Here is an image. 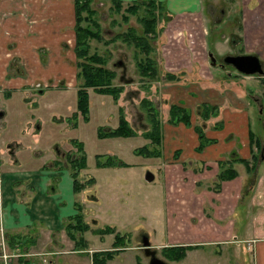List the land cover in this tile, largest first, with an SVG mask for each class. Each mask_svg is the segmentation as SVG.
I'll return each instance as SVG.
<instances>
[{
  "label": "rangeland",
  "instance_id": "obj_1",
  "mask_svg": "<svg viewBox=\"0 0 264 264\" xmlns=\"http://www.w3.org/2000/svg\"><path fill=\"white\" fill-rule=\"evenodd\" d=\"M8 1H10L9 3L13 2L12 0ZM163 1L166 2V0ZM201 1V11L197 14H172L168 10L169 12H165L158 19V33L152 39L153 50L150 52L157 63V78L147 79L138 74L133 62V46L127 45L120 38L108 43L90 38L89 49L96 50L108 57L106 63L116 70L113 83L121 85L122 90L117 97H112L107 92H100L88 86L89 111L84 117L76 108L78 81L74 77L76 56L73 52V44H63V47L59 49L62 56L57 52L58 59L53 51L51 61L48 59L49 56H47V61H39L45 55L39 54L37 51L36 58L30 63L21 60L13 62V59L11 60L13 64L10 65L11 61L7 62V67L10 65L7 71L4 70V67L1 66L2 62H0V109L3 106H6L7 109L2 120L0 119V146L3 148L0 151V175L1 170L5 168V158L11 157L13 162L11 166L21 168L33 160L30 156V149H39L47 156L48 152L44 144L48 145L53 140L62 144L68 143V156H66L65 162L70 166L71 171L75 170V166L73 168V164L70 163V157L78 158L81 153L85 155V165L79 167L75 173L77 180L84 182L80 190L76 191L75 212L77 210L82 212L83 220H86L88 225V228L83 231V236L87 240L86 246L82 248L79 247V244L76 245L71 238H68L65 223L71 219L66 218L62 224L63 228H60L59 232L56 233L54 230L51 234L47 228L44 236L32 238L34 239L31 241L32 244L30 243L33 245L32 247L29 246L27 240L23 242L22 239H20V247H18L19 245L14 243L18 239L11 242V238L10 240L8 238L7 242L3 236L7 252L24 253L19 254L21 259L12 255L8 264H23L24 261L37 264L40 255L32 253L37 250L46 254L44 264H91L89 259H91L90 251L92 249L111 246L112 232H97L98 227L106 226V224L113 225L117 231L124 232L128 236L127 245H124V249H122L123 246L120 247L113 257L107 259V264H135L136 255L143 264H148L147 256L139 247L142 245L140 233L143 232L148 235L151 245L155 246L157 254L164 258L167 264H258L257 256L254 254L256 253V242L251 239V236L257 231V227L254 228L255 224H262V210L258 205L254 207L249 205L250 203H247L245 197L241 203L236 205L235 211L232 212L228 208L221 216V207H217V196L212 195L204 201L199 199L198 205L187 199L180 202L178 208L181 214L179 217L173 211L171 202L176 201L179 193L189 192V190L179 187L170 194L169 185L165 184L163 174L159 172L161 160L171 161L172 157L177 158L181 147L174 148V146L183 144L184 150L190 149L184 145L183 140L186 137L189 140V135L196 133L195 123H199L209 133L216 128L215 125H218L220 120L223 122L222 126H226L230 122L228 118H230L233 108H236V111L244 116L243 119L247 123L246 129L236 131L239 140L237 144L242 141L250 142L248 130L251 127L258 136L261 135V142L264 141V78L257 72L244 73L235 70V67L230 63L223 66L216 63L215 65L211 64L209 59L210 50L216 55L215 58L219 59L224 52L243 51L244 48L240 45L242 37L239 27L243 17V6L246 5L247 0ZM91 2L100 21L102 37L114 35L117 31L125 29L128 24L140 28L135 14H131L127 21L122 20L120 13L112 8L111 1L91 0ZM165 5L167 6V4ZM13 14L15 13L9 15L12 20ZM71 30L69 28L63 30L67 34L64 33L61 40L67 42L66 38L69 39L68 37L72 35ZM17 32V30L13 31V33ZM67 35L68 37H66ZM193 37L194 40L191 42L189 38ZM199 39L203 44L198 42ZM239 40L240 42H238ZM15 42L19 45V38H16ZM1 46V50L9 48L6 42H2ZM260 48L258 56L264 65V45ZM15 49L17 51L19 46ZM119 59L121 63H115ZM34 62L37 64L33 66ZM22 66L25 68V72L22 71ZM50 66L53 68L49 69ZM63 67L64 69L60 71ZM9 68L10 74L7 73ZM15 68L22 72H16ZM30 68H32L31 71ZM43 72L49 74L51 78L41 77L40 74ZM166 72L173 73L175 76L168 75ZM46 80H51V83L45 84ZM53 81L56 85L52 84ZM223 83L225 87L222 85ZM232 90L236 92L233 93L234 98L231 99ZM250 90L256 91L258 95L253 97L247 94ZM142 96L150 98L158 110L157 116L160 119L163 137L161 142L156 145L142 134L149 126L140 102ZM171 101H180L187 106L190 111L189 121H191L189 127L181 121H177V123L168 121L167 108ZM202 101L216 104L217 111L213 116L201 117L199 108ZM120 107L136 132L130 136L99 135L98 130H106L115 125ZM5 118H7L8 124L5 122ZM63 119H66L72 126L70 133L73 132V135L70 137V142L59 137L63 131L55 129L52 125L53 121H62ZM29 121L43 122L38 129L35 128L38 131V137H35L36 140L32 139L31 147H28L29 143H15L14 139H10L16 144V153L17 157L21 159L19 160L21 166L13 160L14 156L8 154L5 142L9 139H4L12 138L10 130L14 131L16 135L19 132V125L23 122L27 124ZM32 125L33 123L30 125V129H33ZM223 130L221 129V131ZM221 131L216 130L213 133L220 134ZM168 139H172V143L175 141L177 145L170 146L171 143L168 145ZM143 144H146L147 148L156 147L159 157L158 154L152 155L146 151L135 150L136 146L140 147ZM18 146L22 149H18ZM261 154L262 152L258 154V157L261 158ZM165 155L167 156L163 159ZM109 157L111 163L96 162V160L103 162ZM258 160L260 159L257 158ZM236 166L240 173L243 172L241 167H244V164L237 163ZM60 167L63 169L62 164ZM148 169L153 172L151 179L145 178L144 172ZM248 171H252V169ZM197 178L200 181L196 182L198 185L214 184L210 178L202 179L200 176ZM189 188L193 193L199 192L191 189L190 184ZM233 204H235V200H233ZM188 208L197 215L185 216V211ZM206 213L211 220L203 219ZM192 219L197 221L194 222ZM188 227L199 228L201 237L212 236L220 240L227 238V240L219 242L218 245L215 244L216 242L204 243L201 241L197 246L187 248L186 254L180 259L164 257L160 245L174 241L169 237L172 234L171 231L174 229L179 232L184 229L186 231ZM73 231L75 238L81 234L78 229ZM185 239L188 237L180 240ZM24 244L30 249L24 247ZM251 245H254V250L249 248ZM75 248L83 250H75ZM0 259L4 262L1 252ZM261 260L264 262V257ZM3 262L1 264H4Z\"/></svg>",
  "mask_w": 264,
  "mask_h": 264
},
{
  "label": "crops",
  "instance_id": "obj_2",
  "mask_svg": "<svg viewBox=\"0 0 264 264\" xmlns=\"http://www.w3.org/2000/svg\"><path fill=\"white\" fill-rule=\"evenodd\" d=\"M12 1L13 2L9 3L10 1L8 0H0V62H2L1 66L4 67L5 71H7V68L10 67L14 61L21 60L30 63L36 58L35 53H37V51L39 54L42 53V55H45L44 58L40 55L42 59L39 61L45 62L48 59L51 61L53 51L56 53L55 56L58 59L59 55L57 52L62 56V53L59 50L60 47L62 48L63 44L72 45L74 43V31L71 30V25L74 22V15H72V0ZM165 4L168 6L166 11H171L172 14H197L201 11L200 8L202 7L201 0H166ZM173 7L174 10H172ZM12 13H15L12 16L14 17L13 20L11 19V16H9ZM241 20L239 27L241 31L239 33L242 37V43H240V45L243 46V51L257 52L259 54L261 50L260 47L264 45V0H247L246 5L243 6V17ZM68 28L71 30L72 35L69 37L68 35L66 36L69 39L65 37L67 43L61 39L64 33L67 34V32H63V30ZM194 29H196V27H194ZM14 30H17L18 32L13 33ZM16 38H19V45L15 42ZM189 40L193 42L194 37L189 38ZM2 42H6L9 48L1 50ZM198 42L203 44L200 39ZM17 46H19V49L16 51L15 47ZM52 48H54V50H52ZM47 56H49L48 59ZM12 59L13 62L11 61ZM61 60L63 61V58H61ZM7 62H10L8 67L6 65ZM35 64H37V62H34L33 66ZM37 66L40 67L39 65ZM52 68L53 67L50 66L49 69ZM22 69V71L25 72L23 66ZM31 69L32 68H30V71ZM63 69L64 67L60 69V71ZM5 71L4 76L6 74ZM15 71L22 72L16 70V68ZM7 73L10 74V68ZM228 73H230V71H228ZM262 75L264 78V73ZM40 76L51 78V76L45 72L40 74ZM52 83H54V81ZM222 85L224 86V83ZM234 92L236 91L232 90V93H230L231 99L234 98ZM247 94H250L253 97L258 95L254 90H250ZM1 109L3 111L1 115L3 117L4 113L7 111L6 106H3ZM243 117L244 116L236 111V108H233L230 118H228L230 122L226 124V126L224 125L212 129L209 133L207 132V129L204 130L203 132L206 133L207 136L213 137L214 141H207L203 144L204 146L200 150L195 149V144L198 143L197 133L190 134L189 140L188 137L183 140L184 145L190 149L184 150L185 148L182 146L183 144L180 146H174V148L181 147L177 158L172 157L171 161L161 160L159 172H162L165 184L169 185L170 194L175 192L179 187L189 190V192L179 193V196L177 195L176 197V201L171 202L173 211L179 217L181 214L178 208L180 202H184L187 199L198 205L199 199L204 201V199L212 197V195L217 196V207H221V216L223 215V212L228 210V208L232 212L233 210L235 211L236 205L241 203L245 197L247 198V203H250L249 205H252L253 207L258 205L262 210H260L262 214V224H255L254 228L257 227V231L254 232V228L252 229L254 234L251 236V239H254V242H256V253L254 254L257 256L258 264H264L261 260V258L264 257V151L263 154H261L263 156L260 160L252 166V171H248L244 165V167H241L243 168V172L240 173L239 169L236 168V164L244 163L237 159L234 160L232 163L237 170V174L231 178L220 180V185L216 189L211 186L213 183L205 186L196 184V182L199 181L197 178L199 176L202 179L210 178L212 182L215 181L218 159H226L230 157H234L233 159H235V157L239 156L249 157L250 145L247 141H242L239 142L240 144H237L239 141L237 139L238 130L241 131L246 129L247 123L244 121ZM256 119L258 118L256 117ZM7 121V118H5L6 123ZM32 123L33 129H30ZM41 123L43 122L29 121L27 124L23 122L19 125V132L16 135L14 131L10 130L14 136H12V139L20 143H29L28 147H31L33 145L31 142L32 139L36 140L35 137H38V131L36 129L40 127ZM52 125L55 129L63 131L59 137H62L65 141L67 139L70 142V137L73 135V132L70 133V131H72V126L66 119H63L62 121L55 120ZM221 129L224 130L221 131ZM28 130H30V132H28ZM216 130H220L222 133H213V131ZM259 137L261 138V135H259ZM260 140H262V138ZM172 141V139H168V145L169 143H171L170 146L177 145L175 141L173 143ZM261 143L264 144V141ZM67 144L68 143H59L57 140H53L48 145L44 144L47 148V156L42 154L39 149H30V156L33 160L27 163V166L21 168L11 166L13 165L11 157L8 159L5 158V168L1 170L0 175V231L2 233L0 234V237L3 238L4 236L6 240L8 238L10 240V237L13 238V240L18 239V241H15L14 243L18 244V247H20V239L23 237L30 236L31 239H35L36 237L44 236L47 228L51 234H53L54 230L56 233L59 232V229L63 228L62 224L65 221L66 216L76 210V190L72 187V171L70 166L65 162L68 152L67 148L69 147ZM18 149L22 148L18 146ZM167 153H169V150H167ZM166 156L167 155L163 156V159H165ZM54 159L57 160L55 164H53ZM19 160L21 159H14L17 165H21ZM60 161L63 165V169L60 167ZM189 184L191 185V189H195L199 192L193 193L190 191ZM208 191H211V193H208ZM174 197L175 196L173 195V199ZM233 200H235V204H233ZM190 214L197 215L194 211L191 212L188 208L185 211V216H189ZM207 214L208 213L205 214L203 219H209ZM200 216L202 217L201 213ZM217 216L219 217L218 214ZM193 221L196 222L197 220L194 219ZM198 230L199 228L191 229L188 227L186 231L184 229V231L180 230L179 232L174 229L169 236L174 240L171 243L181 244V242H196L197 246L202 241L204 243L216 242L215 244L218 245L219 242L227 240V238L220 240L219 238L216 239L212 236L201 237V233ZM17 231H19V233L21 232V238H19V235L15 236L12 234ZM184 237H188V239L180 240ZM23 246L28 247L25 244ZM29 246L32 247L33 245L30 244ZM251 246L249 248L254 250V245ZM29 249L30 248L28 247V250ZM122 249H124V246ZM75 250L82 251L83 249L75 248ZM38 258L40 260V256ZM11 259L12 256L8 257V259H4V262L0 259V264L2 262L8 264Z\"/></svg>",
  "mask_w": 264,
  "mask_h": 264
},
{
  "label": "trees",
  "instance_id": "obj_3",
  "mask_svg": "<svg viewBox=\"0 0 264 264\" xmlns=\"http://www.w3.org/2000/svg\"><path fill=\"white\" fill-rule=\"evenodd\" d=\"M111 1L112 8L120 13L121 19L127 21L131 14H135L136 20L140 28L134 25L128 24L125 29L117 31L114 35L108 37H102L100 21L96 16V9L92 5L91 0H72L73 3V31H74V43L73 52H75V62L76 71L74 77L78 81L76 86V106L82 113L84 117L89 111V91L88 86L95 88L100 92H107L112 95V97H117L118 93L122 90L121 85L113 83V78L115 77L116 70L109 66L106 62L108 57L96 50H90V38L99 39L104 43H108L112 40L120 38L127 45L133 46L134 49V60L136 69L141 77H146L147 79L157 78V63L154 61V57L150 55L151 50H153L152 39L158 33V19L162 14H164L167 9L165 2L163 0H109ZM168 75L175 76L173 73H168ZM140 102L143 111H145L149 126L142 133L146 136L151 143L155 145L159 144L162 140V129L160 125V119L157 116L158 110H156V105L150 98L146 96L140 97ZM215 103H209L207 101H202L199 108L201 117L208 118L213 116L217 111L215 108ZM118 109V119L115 125L106 130H98L99 135H111V136H128L129 134H134L136 130L129 124L125 114ZM168 110V121L171 123H177V121L184 122L185 124L190 123V111L187 109L186 105H183L180 101H171L167 108ZM223 122L220 120L218 125L215 127H222ZM198 136V143L195 145L196 150L202 149L203 144L207 141H214L213 137L207 136L203 131V127L199 123L194 124ZM250 142V155L249 157H235L218 159V167L216 172V179L214 181L213 187L216 189L220 185V180L224 178H231L237 174V170L233 166L234 160H240L244 163L247 170L252 169V166L257 162L258 154L262 152L263 143L259 136L253 131V128L248 130ZM137 150L146 151L150 154H158V149L156 147L147 148L146 144L136 146ZM68 156V154H67ZM85 155L81 153L78 158L70 157V163L75 170H72L71 175L73 176L74 190H80L83 185V181H78L75 173L79 167H83ZM111 158H106L102 161L96 160L98 163H111ZM124 163V162H123ZM70 221L65 223L67 227V236L71 238L76 245L79 247L86 246V238L83 236V231L88 228L87 221L83 220L82 212L77 210L70 217ZM80 230L81 234L77 238L74 237L75 232L73 230ZM98 233L112 232L113 239L111 241V246L105 248H95L90 251V261L92 264H107V259L113 257L114 253L119 251L120 247L127 245L128 236L124 232L117 231L113 225L106 224V226H101L97 228ZM15 236L19 235V231L12 233ZM11 238V237H10ZM23 242L28 241V244H32L30 236L22 238ZM15 241L11 238V242ZM196 242L189 243H169L161 245V252L168 259H180L186 254L187 248L196 246ZM21 259L20 255H18ZM135 264H143L141 260L136 255Z\"/></svg>",
  "mask_w": 264,
  "mask_h": 264
},
{
  "label": "water",
  "instance_id": "obj_4",
  "mask_svg": "<svg viewBox=\"0 0 264 264\" xmlns=\"http://www.w3.org/2000/svg\"><path fill=\"white\" fill-rule=\"evenodd\" d=\"M224 60L227 62H233L238 69L242 70L244 73H253L258 72L262 73V63L259 57H257V53L255 52H236L231 53L223 56ZM211 63H214L215 59L213 57H210ZM115 63H121L120 59L116 60ZM264 150V144L262 146V152ZM145 178L151 179L153 177V172H151L149 169L145 170ZM143 247L145 248L146 252L150 251V257H148V264H166V260L164 258L159 257L158 255H155V250L152 248H149L148 244L150 240H148V236L146 234H143Z\"/></svg>",
  "mask_w": 264,
  "mask_h": 264
},
{
  "label": "flooded vegetation",
  "instance_id": "obj_5",
  "mask_svg": "<svg viewBox=\"0 0 264 264\" xmlns=\"http://www.w3.org/2000/svg\"><path fill=\"white\" fill-rule=\"evenodd\" d=\"M238 42H240V40L238 41ZM236 52H238V51H232V52H224L222 55H221V57H220V59L218 58V57H216L215 58V54H213V52L210 50L209 51V57H212L213 56V58H215V61H214V63H211V61H210V63L211 64H214L215 65V63L216 64H219V65H221V66H223V65H225V64H227V63H230L231 65H233L234 67H235V65L232 63V62H227V61H225L224 60V58H223V56H225V55H227V54H231V53H236ZM239 52H247V51H239ZM255 53H257V52H255ZM257 55H259L258 53H257ZM259 57V56H258ZM260 58V57H259ZM210 59V58H209ZM260 60H261V58H260ZM261 63H262V68L264 67V65H263V62H262V60H261ZM235 70H237L236 69V67H235ZM240 71V70H239ZM138 72V71H137ZM139 73V72H138ZM258 73V72H257ZM264 73V70H263V72L260 74V73H258V74H260V76H263L262 74ZM46 82V81H45ZM49 82V81H48ZM51 83V80H50V82L49 83H45V84H50ZM52 84H55L56 85V83L54 82V83H52ZM39 89H41L40 87H39ZM76 108H77V106H76ZM3 113V111H2V109H0V119L2 120V114ZM184 123V122H183ZM184 125H188V127L191 125V121H190V123H188V124H185L184 123ZM130 135H132V134H129L128 136H130ZM7 139H9V140H7ZM12 140V138H5L4 140H7L6 142H5V145L8 147V154L9 155H11V156H14V158H13V160L16 158V159H18V157H17V150H16V148L17 147H15V143H18V141H16L15 143L14 142H12L11 140ZM4 140H2V141H4ZM23 147V146H22ZM1 146H0V151H1ZM24 148V147H23ZM3 149V148H2ZM42 151V150H41ZM43 154V153H42ZM57 160H55L54 159V161H53V164H55V162H56ZM72 168V167H71ZM74 168V167H73ZM72 168V169H73ZM74 212L75 211H73L71 214H68L67 216H66V219H70V217L74 214ZM143 234H145L144 232L143 233H140V235H141V241H142V239H143ZM147 235V234H146ZM148 240H150L149 238H148ZM142 245H143V243H142ZM142 245H139V247H141L142 248V250H143V252L145 253V255L147 256L146 257V259H147V263H148V257H150V251L149 252H146L145 251V248L142 246ZM163 245V244H162ZM168 245V244H167ZM148 246H149V248H152V249H154L155 250V255L157 256L158 254H157V252H156V248H155V246H153V245H151V243L149 242V244H148ZM163 254V253H162ZM159 256V255H158ZM160 257V256H159ZM165 257V256H164ZM162 258V257H161ZM166 264H167V261H166Z\"/></svg>",
  "mask_w": 264,
  "mask_h": 264
},
{
  "label": "built area",
  "instance_id": "obj_6",
  "mask_svg": "<svg viewBox=\"0 0 264 264\" xmlns=\"http://www.w3.org/2000/svg\"><path fill=\"white\" fill-rule=\"evenodd\" d=\"M0 240H1V249H0V252L2 253L4 259H8V257H10L12 255L18 256L19 254L20 255L21 254H24L23 252L20 253L19 251L14 252V253H11L9 251L7 252V247H6V245H5L4 240L2 239V237H0ZM33 253H35L37 255H40V260L38 261L37 264H44L45 257H46L45 253L44 252H41V251H36V252H33ZM23 264H30V262L29 261H24Z\"/></svg>",
  "mask_w": 264,
  "mask_h": 264
},
{
  "label": "bare ground",
  "instance_id": "obj_7",
  "mask_svg": "<svg viewBox=\"0 0 264 264\" xmlns=\"http://www.w3.org/2000/svg\"><path fill=\"white\" fill-rule=\"evenodd\" d=\"M213 57V56H212ZM257 57H258V55H257ZM215 59V58H214ZM260 59V58H259ZM233 63V62H232ZM234 64V63H233ZM235 65V64H234ZM235 67H236V69L237 70H240V69H238V67L235 65ZM241 72H243L242 70H240ZM262 154H263V152H262ZM263 155H261V157H262ZM2 234V233H1Z\"/></svg>",
  "mask_w": 264,
  "mask_h": 264
}]
</instances>
